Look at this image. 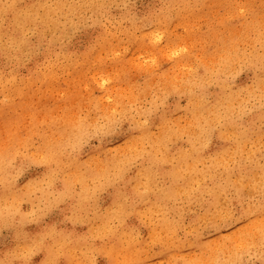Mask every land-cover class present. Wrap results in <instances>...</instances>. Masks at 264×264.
I'll return each instance as SVG.
<instances>
[{
	"label": "bare ground",
	"instance_id": "obj_1",
	"mask_svg": "<svg viewBox=\"0 0 264 264\" xmlns=\"http://www.w3.org/2000/svg\"><path fill=\"white\" fill-rule=\"evenodd\" d=\"M138 1L0 0V94L7 110L30 103L25 87L57 92V70L67 73L69 84L88 74L102 89L98 97L79 90L65 96L68 88L63 90L61 101L86 100L92 110L84 117L66 111L54 116L56 133L41 131L34 152H20L17 139L1 148L0 234L7 230L12 242L5 245L10 257L0 254V264H145L147 246L161 248L171 237L180 245L175 237L185 218L220 229L233 206L257 201L264 213V0H209L198 10L190 5L195 0H147L141 16ZM219 5L230 8L201 31ZM81 24L95 25L99 34L79 57L70 35ZM183 26L186 39L174 37ZM179 39L193 46L181 51L191 52L156 71L146 86L131 87L126 73H117L113 83L104 73L105 55L121 61L124 43L131 45L124 49L130 58L143 50L166 55ZM123 59L119 72L131 63ZM178 66L183 76L172 74ZM243 70L251 80L238 84ZM242 95L257 103L245 119L237 111L245 103ZM126 124L129 136L111 146ZM92 139L98 145L82 157V144ZM28 163H40L45 172L18 187L15 175ZM23 201L31 204L29 213ZM244 229L252 231L221 242L207 261L204 255L179 259L243 264L237 247L257 241L264 261V225ZM225 252L228 259L222 260Z\"/></svg>",
	"mask_w": 264,
	"mask_h": 264
},
{
	"label": "rangeland",
	"instance_id": "obj_2",
	"mask_svg": "<svg viewBox=\"0 0 264 264\" xmlns=\"http://www.w3.org/2000/svg\"><path fill=\"white\" fill-rule=\"evenodd\" d=\"M195 2H197L196 5H195ZM198 3H200V4H198ZM208 3H209V0H205V1L204 0H199V1L195 0V1H192L190 3V5H191V7L195 6V9L198 10V9L204 8V6H205L204 9H206L209 6ZM134 6H135V10L138 13V15L141 16V15H144L146 13L145 10L149 7V2L147 0H139L138 2H134ZM219 6L211 9V11L208 14V21L200 27L201 31L207 32L209 25H213V24L216 25L217 24L216 22H218L216 19H219L220 16H223L226 14V12L228 10L226 7L230 8V6H228V5H226V6L219 5ZM214 10H215V12H214ZM212 11H213V13H212ZM212 17L214 18V20L212 19ZM194 28L197 30V27H194ZM184 29L186 30V28L184 26L180 27L174 33V37H177V35H178L181 40L186 39L188 31L186 30V32H185ZM76 30L73 31L70 35V39H72V42L70 43V45L74 50L79 52V54H82V55H78L80 57V56H83L85 54L86 49L89 47L90 44L95 43L94 40L97 38V35L99 34V28L96 27L95 25H92V24H81L80 26H78V28ZM178 32H180V33H178ZM176 33H178V34H176ZM180 39L177 41V43L175 42V45L178 44V46L180 48L178 46H174V49L172 50V51H174L178 47V51L180 50L179 51L180 54L178 53L177 55H173L172 51H171V52L166 53V55L163 53L165 56L163 54L157 55L155 52H152L150 50H147V51L143 50V51L137 53L138 55L135 54L129 58V56H131V55L126 53L124 49L127 47H129L131 49V45H129L128 43H124L125 45L120 50H118V54L120 57L119 59L122 58L121 61L118 59H113L111 54H109V55L103 54V57L105 55V63H106L104 73L108 78L111 77L110 79H113L112 80L113 83H115L114 78H115V75L117 73H120V74L126 73L127 75L126 74L125 75L129 81V84L132 83L130 85L131 87H133V88L138 87L137 85L143 86L147 82L145 84V86H146L148 84V81L151 78L154 79V75H155L156 71L164 72V69L169 68L170 65L173 63L176 64L177 63L176 61H178V59H181L184 57V56H181V54L184 55V54L191 52V50H190V52H187V53L183 52L185 50L187 51L188 49H192L193 46H189L187 42H185V43L183 42L184 44L181 43ZM192 39H194V38H192ZM192 39H191V43L194 44L195 40L192 41ZM206 40H207V38L202 43H199V44L204 45V46H200L199 44H197L196 50H198L199 48L202 49V47H205L206 46ZM180 44H182V45H180ZM186 45L188 47L185 50L181 51L182 47H184ZM155 54H156V56H155ZM192 54H194V52H192ZM125 56L128 57V61H129V63L130 62L131 63L126 64V66L124 68V71L127 70L126 72H124V71L119 72L120 67L117 66V63L125 61L123 59ZM135 56H136V59H135ZM162 56H163V58H162ZM196 56H198V55H194V57H196ZM137 57L139 58L138 60H137ZM194 57H190L185 62V64L189 65L190 62L192 63L194 60ZM110 58H112V59H110ZM155 58H156V61H155ZM167 58H168L169 63L166 62ZM171 58H173V60H170ZM144 59H145V61H143ZM27 60H30V59H27ZM41 60H42V58H41ZM117 60H118V62H117ZM147 60L148 61L150 60V62L148 63ZM151 60H154V61L151 62ZM153 62H156L157 65L159 64L158 67L155 66L156 64L153 66L152 65ZM179 64L180 63H178L177 65H179ZM130 65H131V67H129ZM181 65H183V63H181L180 66ZM138 66H140V67H138ZM146 66H148V67L146 68ZM115 67L117 68L116 71H115ZM142 67L144 70L142 69ZM181 67L178 66L177 69H179V70L172 71V74H174V75L179 74V75L183 76L185 69H182L183 67L182 68ZM129 68H130V70H128ZM146 69H148V70H146ZM153 70H154V72H153ZM24 71L25 70H22L21 72H24ZM179 71H180V73H179ZM57 74H58L57 78H56V80L58 82L57 92H53V93L52 92H47V93L34 92V93H32V92H30L29 89H27V87H25L26 91H25L24 95L29 94L31 96L30 97V103H29L30 105L29 104H27L26 106L20 105V108L13 111V112H12V110L6 109V107L4 105H6L8 103V101L4 97V95L0 94V150L2 147L7 145V142H10L11 140L17 139L18 143L19 142L21 143V146H20L21 151L20 152H22L24 150H26L27 152H34L35 149L39 145V143H38L39 142V133L41 131H43V130L46 131L48 135H53L56 133V127L52 123V121H54L56 119L54 116H58L61 113H63L64 111H66L69 116L79 115L80 117H84L85 115H87L92 110L90 103L86 102V100L85 101L76 100V101L72 102L69 99L65 102L63 100L61 101V97L64 94L63 90H65L66 88H68V91L65 93V96H69L70 94H75V93H77L78 90L83 95L90 94L93 97L100 96L102 89L100 88L99 85H97L92 80V77L88 76V74H87V77L78 78V80H76L73 84H69V82L66 81V80H68L67 73H65L63 70H57ZM108 74H109V76H108ZM250 80H251V76L247 73V71L243 70L241 72V74H239V76H238V84H240V83L244 84V83L250 82ZM37 89H38V87L34 88V90H37ZM110 96H112V99L108 103L113 104L114 103V95L112 94ZM242 97H243V99H245V103H243L244 106L238 108L237 111L239 112L240 118L245 119L244 117L250 112L249 110L252 109L253 107H255L257 105V103H255L256 100L249 99L246 95H242ZM15 101L17 103V100H15V96H13V102H15ZM77 101H78V103H76ZM124 101L127 102L126 99H124L123 102ZM168 101L170 104H174V98L173 97L169 98ZM19 104H20V102H19ZM47 111L52 112V115L54 118L53 117H51V118L47 117L46 116ZM79 116H77V117H79ZM129 131H130V127L128 124L119 128L117 133L115 135H113L112 138L109 140L110 141L109 143L111 144V146H114V145L124 141L129 136ZM97 145H98L97 139H92L89 142L82 144V146H81L82 157L89 154V148L90 147L97 146ZM83 152H84V154H83ZM20 168L22 169L21 170L22 175H15V181H16V179L18 181V182H15L16 183L15 185L18 187H22L23 184L26 182V180H29L33 176L41 175L45 172L44 167L40 163H28L27 165H25V164L22 165ZM30 206H31V204L27 201H23L21 203V208H22L23 212H25V213L30 212ZM260 206H263V204H261V202L259 203L257 201L246 202L243 204L233 206L232 207V218L225 221V223L222 225V227L220 229L213 228L212 226H207L203 222H198V221L194 222L193 224H190V223H192V221L189 218H185L184 219L185 223L183 225V229L175 237V239L178 238L180 240V245H175V243H173L172 237L169 239V244L165 245L161 248H157V247H153V246L149 245L143 250V253L141 254V262L145 263V264H170V262L176 261L177 264H183V260L179 259V258L183 257L185 260H188L190 258H194L195 260H197L199 257H201V255H204L203 256L204 261H207L210 258V256L212 255V253L214 252L215 248L221 242L228 241L229 238L240 235L244 231H252L250 229H244V228H252L254 226L256 227L259 224L264 225V213H262L261 211L258 210V208ZM247 207L252 208V211L248 210ZM3 233H4V237L6 239L1 240V238H3ZM141 236L144 237L143 232H142ZM10 242H12L11 235H9L7 233V230H3L0 234V254L4 257H8V258L10 257V255L5 254V252H6V246L5 245L7 243H10ZM258 245H259V243L256 241V242L250 243V244L244 243V244H242L241 247H237L238 249H241L238 251V253L243 257V264H264L263 246L258 247ZM245 246H247V247L244 248ZM220 258L222 260L228 259V253L225 252V253L220 254Z\"/></svg>",
	"mask_w": 264,
	"mask_h": 264
}]
</instances>
